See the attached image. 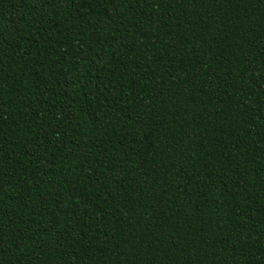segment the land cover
I'll use <instances>...</instances> for the list:
<instances>
[{
	"label": "trees",
	"instance_id": "obj_1",
	"mask_svg": "<svg viewBox=\"0 0 264 264\" xmlns=\"http://www.w3.org/2000/svg\"><path fill=\"white\" fill-rule=\"evenodd\" d=\"M0 264H264V0H0Z\"/></svg>",
	"mask_w": 264,
	"mask_h": 264
}]
</instances>
